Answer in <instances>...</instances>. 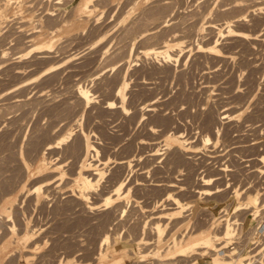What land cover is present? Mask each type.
<instances>
[{"label":"rangeland","instance_id":"1","mask_svg":"<svg viewBox=\"0 0 264 264\" xmlns=\"http://www.w3.org/2000/svg\"><path fill=\"white\" fill-rule=\"evenodd\" d=\"M0 1V6L10 8V19L6 23H0V264H112L114 259L121 260V264H159L152 253L144 257L134 254V239L140 236L143 230L147 229L145 236H149L148 240L157 242H154V246L150 245L151 248L143 249V252L148 253L156 246L161 250L159 258L164 260L167 258L166 246L173 237L180 238L191 229L183 242L185 244L200 230H213L217 224L214 223L215 220L222 216L227 217L229 214L231 220L236 216L242 221L248 216V226L251 218L249 213L257 211L255 215L260 216L258 220H264V174L258 172L259 168H264L263 163L258 160L264 155V0H236V3L235 0ZM254 4L259 6L254 7ZM84 5H88V12L77 15L76 17L81 19L75 17L74 21L80 24L73 23L72 26L69 22L71 26L67 29L56 33L53 29L52 33H46L47 36L42 35L41 41L39 36L31 37L28 27L27 33L30 36L25 33L26 28L25 32L18 28L25 21H19V18L17 20L12 15L18 7H23L21 12H33L35 17L32 21L37 23V26L39 22L49 24L47 14L53 9H58V13H54L61 15L60 18H68L75 7ZM242 6L244 9H241ZM211 24L215 25L214 30L209 27ZM228 25L232 26L235 33L243 32L252 38L243 39L234 33L225 32ZM176 38L179 43L174 41ZM166 42L172 43L170 53L174 54V57L171 63L164 60L163 56L144 53L146 49L164 45ZM211 44H217L219 55L207 52ZM41 45H46V53L45 49H35ZM79 87L89 88L93 103L86 105L78 99ZM122 88L124 98L120 101L116 94ZM108 100L116 102L112 111L107 107ZM122 102L127 108L125 112L120 107L124 105ZM224 114L227 118L223 119L224 122H220V125L217 123V127L222 128L217 134L216 128L211 127L222 121ZM71 128L73 135L77 136L80 135L78 130L89 129V142L101 150L100 155L94 157L93 152H90L85 157L83 148L72 152L73 143L79 141L76 135L69 138L71 141L68 139L69 143L65 141L66 145L61 142L60 139L63 135L66 136ZM208 132L210 141L205 140ZM179 135L183 140L185 137L184 142L176 141V136ZM32 142L36 143L35 146ZM46 142L58 147L48 151ZM154 142L159 144L158 148L161 149L153 160L151 153L149 154L152 152L149 144ZM166 142L170 145V150L165 149ZM39 143H43V147L39 148ZM81 154L85 155V158ZM86 160L93 161L92 164L97 167L102 166L100 169L104 173L97 188L89 192L90 203L86 202L87 205H97L94 211L84 205V200L82 202V199L77 198L82 190V181L77 179L78 173L89 169ZM120 161H127L131 165L125 166L129 167L128 169L121 168L117 164ZM205 165L206 167H203ZM225 166L233 172H223L222 175L226 177L221 175L222 179H219L221 188L225 187L224 192L210 197L203 195L201 201L196 204L200 196L197 191L203 187L201 178L211 175L215 178L217 170ZM60 174H63V177H60ZM146 174H150V177ZM120 178L124 183L123 191L128 189L129 192L115 198L113 204L106 208V196L115 194V185L120 183ZM218 183L214 181V185ZM170 184H176L178 187H170ZM235 186L245 190L241 202L248 201L259 192V205L252 207V211L250 209L234 213L238 201L231 197V192ZM36 187H42L41 192L37 191ZM124 206L125 213L122 212L125 210ZM223 208L229 209L227 214H224ZM160 213L165 214L167 223L162 221H165L164 218H160L162 230L155 233L153 224L155 225L156 220L152 217ZM222 225L215 230L222 231ZM13 228L15 232L10 231ZM195 229L196 232L193 231ZM106 234L110 235V243L102 245ZM104 246L111 255L108 261L101 260L98 255ZM194 256L202 258L199 255ZM194 256L175 257L170 260L173 263L163 262L185 264L190 258L197 259ZM163 262L160 264H164Z\"/></svg>","mask_w":264,"mask_h":264},{"label":"bare ground","instance_id":"2","mask_svg":"<svg viewBox=\"0 0 264 264\" xmlns=\"http://www.w3.org/2000/svg\"><path fill=\"white\" fill-rule=\"evenodd\" d=\"M4 1V0H3ZM13 1V0H12ZM62 1V0H61ZM0 2H2V1H0ZM6 2V1H5ZM14 2V1H13ZM25 2V1H24ZM211 2V1H210ZM244 2V1H243ZM242 2V3H243ZM254 2H255V0H254ZM253 2V3H254ZM27 3V2H26ZM42 3H43V1H42ZM231 3V2H230ZM233 4H234V2H232ZM235 3H236V0H235ZM258 3V2H257ZM261 3V2H260ZM7 4H8V2H7ZM7 4H6V6H7ZM9 4H11V3H9ZM13 4V3H12ZM63 4V3H62ZM263 4V3H262ZM1 5H3V4H1ZM57 5V4H56ZM248 5V4H247ZM258 4H254V7L255 6H257ZM12 5H10V7H11ZM15 6V5H14ZM18 6V5H17ZM23 6V5H22ZM34 6H36V4L34 5ZM40 6V5H39ZM164 6H165V4H164ZM239 6V5H238ZM259 6V5H258ZM262 5H260V7H261ZM8 7V6H7ZM7 7H5V5H4V7L3 6H0V23H6V21L8 20V19H10L9 17V10L8 9H10L9 7L7 8ZM21 7V6H20ZM26 7V6H25ZM168 7V6H167ZM225 7V6H224ZM237 7V6H236ZM247 7V6H246ZM22 9H23V7H21ZM21 8H19L18 7V9H17V7H16V9H17V11L16 12H13V16H14V18H16L17 20H18V18H19V21H20V19H22L23 21H25V22H23V25L21 24V26H19L18 28H20L22 31H24L25 30V28L26 27H28V29H29V31L31 32V33H29V34H31V37L33 38V37H37V36H39V38L42 36V35H46V33L48 34V32H51L52 33V30L54 29V33H56V31L57 32H60L59 30H64V29H67V27L68 26H71V24H72V26H74L73 25V23L74 24H77V23H79V22H77V20H76V22L77 23H75L74 21H75V19L76 18H78V17H76L77 15H79V14H81V13H86V12H88V11H86L87 9H88V5H84V7H75L74 8V10H70L72 13L70 14V16L68 17V18H60L61 17V15H59L58 16V14L56 15L55 13H54V11H56V10H58L57 8L56 9H53L51 12H49L47 15H48V17L46 18V19H48L47 21H49V22H47V23H49V24H46V26H45V24H44V22L43 21H41V22H43V24H41L40 22H39V24L37 25V26H35V24H37V23H34L33 21H32V19L35 17V15H33V12H28V13H26V12H21L22 10H21ZM243 8V6L241 7V9ZM250 8V6L248 7V9ZM12 9V8H11ZM30 9V8H29ZM33 9V8H32ZM238 9V8H237ZM236 9V10H237ZM244 9V8H243ZM246 9V8H245ZM47 10V9H46ZM247 10V9H246ZM23 11H25V10H23ZM26 11H29V10H26ZM238 11V10H237ZM256 11V10H255ZM38 12V11H37ZM57 12V11H56ZM218 12V11H217ZM26 13V14H25ZM58 13V12H57ZM62 13V12H61ZM239 13V12H238ZM242 13V12H241ZM246 13V12H245ZM252 13H253V11H252ZM35 14V13H34ZM230 14V13H229ZM11 15V16H12ZM69 15V14H68ZM206 15V14H205ZM250 15H251V13H250ZM37 16V15H36ZM239 16V15H238ZM243 16V15H242ZM249 16V15H248ZM67 17V16H66ZM76 17V18H75ZM81 17V16H80ZM86 17V16H85ZM235 17H237V16H235ZM240 17V16H239ZM25 18H27V20H25ZM37 18V17H36ZM83 18V17H82ZM220 18V17H219ZM228 18H229V16H228ZM232 18H233V16H232ZM263 18V17H262ZM78 19H81V18H78ZM240 19H241V17H240ZM264 19V18H263ZM217 20V19H216ZM227 20V19H226ZM231 20V19H230ZM239 20V19H238ZM10 21L11 20H9V23H10ZM12 21H14V20H12ZM18 21V22H19ZM69 22L71 23V24H69ZM87 22V21H86ZM160 22V21H159ZM240 22V21H239ZM8 23V22H7ZM8 23V24H9ZM25 23V24H24ZM138 23H139V21H138ZM166 23V22H165ZM237 23V22H236ZM34 24V25H33ZM50 24H53V26H51ZM69 24V25H68ZM80 24V23H79ZM155 24V23H154ZM230 24V23H229ZM233 24V23H232ZM239 24V23H238ZM19 25H20V23H19ZM83 25V24H82ZM87 25V24H86ZM136 25V24H135ZM134 25V26H135ZM138 25V24H137ZM147 25V24H146ZM161 25V24H160ZM219 25V24H218ZM11 26V25H10ZM80 26V25H79ZM224 26H226V25H224ZM14 27V26H13ZM77 26H75V28H76ZM145 27V26H144ZM157 27V26H156ZM209 27L211 28V30H214V28H215V25H209ZM217 27V26H216ZM139 28V27H138ZM142 28V27H141ZM154 28V27H153ZM235 28H236V26H235ZM257 28V27H256ZM69 29V28H68ZM83 29V28H82ZM131 29V28H130ZM129 29V30H130ZM134 29H135V27H134ZM209 29V28H208ZM255 29V28H254ZM10 30H11V27H10ZM20 30V31H21ZM26 30H27V28H26ZM51 30V31H50ZM70 31H71V29H69ZM68 30V31H69ZM74 30V29H73ZM127 30V29H126ZM146 30V29H145ZM217 30V29H216ZM219 30V29H218ZM28 30L25 32V33H27V32H29ZM147 31H149V30H147ZM228 32L229 34H235L236 36H238V37H242L243 39H247V38H252V37H250L248 34H246V33H240V32H238V33H235V31L232 29V26L231 25H228L227 26V30H225V32ZM9 32V31H8ZM14 32V31H13ZM17 32V31H16ZM136 32V31H135ZM134 32V33H135ZM138 32V31H137ZM146 32V31H145ZM181 32V31H180ZM224 32V31H223ZM257 32V31H256ZM53 33V34H54ZM151 33V32H150ZM149 33V34H150ZM153 33V32H152ZM177 33V32H176ZM17 34V33H16ZM28 33H27V36L29 35ZM181 34V33H180ZM49 35H51V34H49ZM64 35V34H63ZM258 35V34H257ZM30 36V35H29ZM47 36V35H46ZM227 36V35H226ZM252 36H254V35H252ZM12 37V36H11ZM172 37V36H171ZM178 37V36H177ZM233 37V36H232ZM38 38V37H37ZM53 37H52V35H51V39H52ZM179 38V37H178ZM182 38H184V37H182ZM241 38V39H242ZM6 39V38H5ZM28 39V38H27ZM43 39H44V36H43ZM180 39V38H179ZM179 39H174V41L177 43H179ZM239 39V38H238ZM253 39H256L255 37H253ZM29 40V39H28ZM32 40V39H31ZM38 40V39H37ZM40 41L42 40L41 38L39 39ZM3 41V40H2ZM21 41V40H20ZM35 41V40H34ZM173 41V40H172ZM248 41V40H247ZM5 42V41H4ZM32 42V41H31ZM37 42V41H36ZM46 42H47V40H46ZM59 42V41H58ZM57 42V43H58ZM162 42V41H161ZM165 42V41H164ZM1 43V42H0ZM30 43V42H29ZM38 43H40V42H38ZM35 43H33V45H34ZM47 44V43H46ZM172 44V43H171ZM169 42H166L164 45L163 44H160L159 46H156V47H151V48H149V49H146L145 51H144V53L145 54H154V55H156V56H163V58H164V60H166L167 62H169V63H171V60H173V57H174V54L172 55L171 53H170V48L172 47V45H171ZM2 45H5V44H2ZM33 45H32V47H33ZM156 45V44H155ZM212 46H208L209 47V49L207 50V52L208 53H212V54H214V55H219L218 54V48H217V44H211ZM29 47V46H28ZM44 47H46V45H41V46H37V48L35 47V49H39L38 51H43L44 49H45V53H46V49L47 48H44ZM49 47L51 48V46L49 45ZM205 47V46H204ZM208 47H206V48H208ZM80 52V51H79ZM208 53H206V54H208ZM40 55H41V53H40ZM43 55H45V54H43ZM42 55V56H43ZM74 55V54H73ZM175 55H177V54H175ZM47 56V55H46ZM45 56V57H46ZM44 57V56H43ZM51 57V56H50ZM71 57H73V56H71ZM148 57V56H147ZM37 58V57H36ZM41 58V57H40ZM161 58V57H160ZM162 58V59H163ZM182 58V57H181ZM42 59V58H41ZM134 59V58H133ZM185 60V59H184ZM177 62V61H176ZM161 63V62H160ZM174 64V63H173ZM169 65V64H168ZM171 66V65H170ZM179 67V66H178ZM155 68V67H154ZM134 72V71H133ZM167 72V71H166ZM171 72V71H170ZM134 73H136V72H134ZM125 81V80H124ZM123 83H125V82H123ZM26 84H28V83H26ZM177 85V84H176ZM24 86V85H23ZM120 88V87H119ZM89 89V88H88ZM88 89H86L85 87L83 88V87H79V88H77V95H78V99H81L83 102H85L86 103V105L87 104H90L91 102H92V94H91V92L88 90ZM208 89V88H207ZM117 93V92H116ZM182 93V92H181ZM115 95V94H114ZM116 96H117V98H118V100H123V98H124V92H123V88L122 89H120L119 90V92L116 94ZM182 98V97H181ZM245 98V97H244ZM191 99V98H190ZM117 100V101H118ZM173 100V99H172ZM180 100V99H179ZM206 100V99H205ZM109 101V100H108ZM152 101V100H151ZM175 100H173V102H174ZM191 101V100H190ZM194 101V100H193ZM232 101V100H231ZM83 102H81V103H83ZM172 102V101H171ZM244 102V101H243ZM84 103V104H85ZM93 103V102H92ZM115 103L116 102H114V101H109L108 102V104H107V107H108V109H109V111H110V109H111V111H112V109L115 107ZM121 103V102H120ZM155 103V102H154ZM185 103V102H184ZM204 103V102H203ZM216 103V102H215ZM119 104V103H118ZM118 104H117V107H118ZM122 104H124L123 102H122ZM156 104H158V103H156ZM162 104V103H161ZM224 104V103H223ZM247 104V103H246ZM119 105H121V104H119ZM150 105V104H149ZM167 105V104H166ZM204 105V104H203ZM159 106H161V105H159ZM175 106V105H174ZM121 107V110L122 111H124L125 112V110L127 109L126 107H125V104L124 105H121L120 106ZM153 107V106H152ZM173 107V106H172ZM195 107H196V105H195ZM199 107V106H198ZM84 108V107H83ZM176 108V107H175ZM200 108V107H199ZM210 108V107H209ZM208 108V109H209ZM107 109V110H108ZM128 109H129V107H128ZM152 109H154V108H152ZM158 109V108H157ZM102 110V109H101ZM105 110V109H104ZM120 110V111H121ZM144 110V109H143ZM149 110V109H148ZM115 111V110H114ZM141 111V110H140ZM180 111V110H179ZM183 111V110H182ZM181 111V112H182ZM200 111V110H199ZM208 111H210V110H208ZM221 111V110H220ZM240 111V110H239ZM81 112V111H80ZM145 112V111H144ZM147 112H149V111H147ZM151 112H153V111H151ZM218 112V111H217ZM252 112H253V110H252ZM123 113V112H122ZM189 113V112H188ZM206 113V112H205ZM111 114V113H110ZM141 114V113H140ZM149 114V113H148ZM151 114V113H150ZM162 114V113H161ZM174 114V113H173ZM181 114V113H180ZM179 114V115H180ZM203 114V113H202ZM121 115V114H120ZM194 115V114H193ZM205 115H207V114H205ZM221 115V114H220ZM225 115V114H224ZM231 115V114H230ZM257 115V114H256ZM80 116V115H79ZM130 116H132V115H130ZM129 116V117H130ZM190 116V115H189ZM209 116V115H208ZM217 116V115H216ZM252 116V115H251ZM136 117V116H135ZM143 117V116H142ZM149 117V116H148ZM155 117V116H154ZM168 117V116H167ZM180 117V116H179ZM186 117V116H185ZM199 117V116H198ZM205 117V116H204ZM221 117V116H220ZM220 117H219V119H220ZM229 117V116H228ZM76 118V117H75ZM132 118V117H131ZM139 118V117H138ZM164 118V117H163ZM169 118V117H168ZM171 118V117H170ZM225 118H227V115H225V116H223L222 118H221V120L222 121H218L217 119H215V120H217L218 122H216V124H214V125H216L215 127H211L212 129L213 128H216V133L217 134H219L220 133V131H221V129H220V126H218L217 127V123H218V125H220V122L221 123H223L224 121H223V119H225ZM255 118V117H254ZM149 119V118H148ZM162 119V118H161ZM165 119V118H164ZM177 119H178V117H177ZM181 119V118H180ZM201 119V118H200ZM202 119H203V117H202ZM206 119V118H205ZM205 119H204V121H205ZM249 119V118H248ZM253 119V118H252ZM75 120V119H74ZM77 120V119H76ZM170 120V119H169ZM213 120H214V118H213ZM212 120V121H213ZM232 120V119H231ZM52 121V120H51ZM51 121H50V123H51ZM116 121V120H115ZM209 121H211L210 119H209ZM255 121V120H254ZM74 122V121H73ZM77 123H78V121H76ZM137 122V121H136ZM161 122V120L158 122V123H160ZM193 122H195V120L193 121ZM192 122V123H193ZM199 122V121H198ZM206 122H208L207 121V119H206ZM205 122V123H206ZM246 122H247V120H246ZM130 123V122H129ZM166 123V122H165ZM200 123H202V122H200ZM211 123V122H210ZM209 123V124H210ZM237 123V122H236ZM244 123V122H243ZM70 124V123H69ZM164 124V123H163ZM184 124V123H183ZM209 124H207V125H209ZM212 124V123H211ZM248 124V123H247ZM51 125V124H50ZM49 125V126H50ZM71 125H72V123H71ZM168 125V124H167ZM206 125V124H205ZM243 125V124H242ZM52 126H54V125H52ZM80 126H81V124H80ZM162 126H164V125H162ZM172 126V125H171ZM175 126V125H174ZM186 126V125H185ZM210 126V125H209ZM222 126V125H221ZM226 126V125H225ZM240 126V125H239ZM254 126V125H253ZM188 127V126H187ZM202 127V126H201ZM206 127V126H205ZM238 127V126H237ZM70 128V127H69ZM83 128V127H82ZM150 128V127H149ZM154 128H155V126H154ZM168 128V127H167ZM166 128V129H167ZM235 128V127H234ZM73 128H71L70 129V131L69 132H67V135L66 136H64L63 135V132H62V135H63V138L62 139H60V141L61 142H65V141H68V139L71 137V136H75L76 134H74L73 135V130H72ZM84 129V128H83ZM166 129L164 130V132L166 131ZM170 129V128H169ZM173 129V128H172ZM179 129V128H178ZM183 129V128H182ZM195 129V128H194ZM197 129V128H196ZM202 129V128H201ZM200 128H199V130H201ZM205 129V128H204ZM210 129V128H209ZM209 129H207V130H209ZM212 129H210V130H212ZM224 129H226V128H224ZM229 129V128H228ZM239 129V128H238ZM237 129V130H238ZM250 129V128H249ZM68 130V129H67ZM82 130V129H81ZM79 131L78 130V134H80V135H76L75 137H78V142L77 141H75V143H73V146H72V148H71V150H72V152H74L75 153V151H77V149H82L83 148V150H85V152H86V156L85 157H87L88 156V154L90 153V152H93V156L94 157H97V156H99L100 155V151L101 150H99V148L95 145V144H93V143H91V142H89V135L87 134V132H88V130L86 131V130H82V131ZM150 130V129H149ZM161 130V129H160ZM163 130V129H162ZM168 130V129H167ZM235 130V129H234ZM259 130V129H258ZM63 131V130H62ZM66 131V130H65ZM170 131V130H169ZM168 131V132H169ZM172 131V130H171ZM202 131V130H201ZM214 131V130H213ZM223 131V130H222ZM248 131V130H247ZM42 132V131H41ZM75 132V131H74ZM81 132V133H80ZM149 132V131H148ZM160 132V131H159ZM183 132V131H182ZM199 132V131H198ZM202 132H206V131H202ZM239 132V131H238ZM245 132V131H244ZM93 133V132H92ZM104 133V132H103ZM129 133V132H128ZM175 133V132H174ZM254 133V132H253ZM105 134V133H104ZM155 134V133H154ZM173 134V133H172ZM176 134V133H175ZM233 134V133H232ZM237 134V133H236ZM243 134V133H242ZM91 135V134H90ZM149 135V134H148ZM163 135V134H162ZM161 135V136H162ZM169 135V134H168ZM182 135V134H181ZM181 135H179V136H176V141H179V142H184V140H185V137H184V140L181 138ZM192 135V134H191ZM194 135V134H193ZM253 135V134H252ZM57 136V135H56ZM101 136V135H100ZM153 136V135H152ZM171 136V135H170ZM173 136V135H172ZM188 136V135H187ZM195 136V135H194ZM204 136V135H203ZM211 136V135H210ZM246 136V135H245ZM62 137V136H61ZM104 137V136H103ZM102 137V138H103ZM107 137V136H106ZM155 137H156V135H155ZM154 137V138H155ZM163 137V136H162ZM183 137V136H182ZM199 137V136H198ZM213 137V136H212ZM59 138V137H58ZM72 138V137H71ZM194 138V137H193ZM239 138V137H238ZM33 139V138H32ZM104 139V138H103ZM153 138H151V140H152ZM189 139V138H188ZM200 139V138H199ZM203 139V138H202ZM205 139V138H204ZM214 139V138H213ZM70 140V139H69ZM75 140V139H74ZM77 140V139H76ZM126 140V139H125ZM187 140V139H186ZM194 140V139H193ZM206 141H210L211 139H210V137H209V132H208V134H206V139H205ZM36 141H37V139H36ZM39 141V140H38ZM37 141V142H38ZM71 141V140H70ZM70 141H68V143L70 142ZM129 141V140H128ZM132 141V140H131ZM137 141V140H136ZM238 141V140H237ZM50 142V141H49ZM47 143L46 142V144L45 145H48V147L46 148V149H48V151L49 150H51V149H53L54 147H58V145L57 146H54V144L52 145V144H50V143ZM52 142V141H51ZM54 142V141H53ZM61 142H58V143H61ZM74 142V141H73ZM77 142V143H76ZM150 142V141H149ZM162 142V141H161ZM233 142V141H232ZM243 142V141H242ZM33 143V142H32ZM45 143V142H44ZM57 143V142H56ZM55 143V144H56ZM66 143L67 142H65V145H66ZM187 143V142H186ZM185 143V144H186ZM189 143V142H188ZM199 143V142H198ZM204 143V142H203ZM214 143V142H213ZM35 142L33 143V145L35 146ZM38 144V143H37ZM39 144H41V143H39ZM43 144V143H42ZM42 144L39 146V148L42 146ZM146 144V143H145ZM190 144V143H189ZM206 144V143H205ZM208 144V143H207ZM225 144V143H224ZM236 144V143H235ZM61 145V144H60ZM63 145V144H62ZM68 145V144H67ZM70 145V144H69ZM127 145V144H126ZM133 145V144H132ZM140 145V144H139ZM143 145V144H142ZM141 145V146H142ZM187 145V144H186ZM194 145V144H193ZM30 146V145H29ZM160 145L159 144H157V143H151V144H149V147H151V149H150V151H152V152H149V154H150V157L151 158H153V160H154V158H156L157 156H158V151L161 149H159L158 147H159ZM161 146H162V144H161ZM165 149L166 150H170V145L166 142L165 143ZM184 146V145H183ZM207 146V145H206ZM255 146V145H254ZM43 147V146H42ZM67 147H70V146H67ZM147 147V146H146ZM163 147V146H162ZM191 147V146H190ZM192 147H195V146H192ZM200 147V146H199ZM203 147V146H202ZM201 147V148H202ZM213 147V146H212ZM251 147V146H250ZM29 148V147H28ZM32 148V147H31ZM85 148V149H84ZM143 148V147H142ZM244 148V147H243ZM249 148V147H248ZM33 149V148H32ZM44 149V148H43ZM55 149H58V148H55ZM54 149V150H55ZM62 149V148H61ZM64 149H65V147H64ZM64 149H63V151H64ZM68 149V148H67ZM145 149V148H144ZM149 149V148H148ZM164 149V150H165ZM172 149V148H171ZM250 149V148H249ZM70 149H68V151H71ZM132 150V149H131ZM177 150V149H176ZM175 150V151H176ZM236 150V149H235ZM241 150V149H240ZM248 150V149H247ZM29 151V150H28ZM32 151V150H31ZM37 151V150H36ZM51 151H53V150H51ZM50 151V152H51ZM56 151V150H55ZM62 151V150H61ZM142 151H143V149H142ZM163 151V150H162ZM181 152H182V150H180ZM223 151V150H222ZM232 151V150H231ZM24 152H26V151H24ZM79 152V151H78ZM77 152V153H78ZM82 152V151H81ZM105 152V151H104ZM140 152V151H139ZM161 152V151H160ZM167 152V151H166ZM174 152V151H173ZM172 152V153H173ZM178 151H176V153H177ZM181 152H179V154L181 153ZM217 152V151H216ZM235 152V151H234ZM252 152V151H251ZM19 153V152H18ZM63 153V152H62ZM66 153V152H65ZM64 153V154H65ZM68 153V152H67ZM144 153V152H143ZM165 153V152H164ZM170 153V152H169ZM183 153V152H182ZM218 153V152H217ZM40 154V153H39ZM57 154V153H56ZM72 155H73V153H71ZM83 154V153H82ZM81 154V155H82ZM92 154V153H91ZM126 154V153H125ZM146 154V153H145ZM166 154V153H165ZM174 154V153H173ZM189 154H190V152H189ZM192 154V156H193V153H191ZM212 154H214L213 152H212ZM11 155V154H10ZM65 155H69V154H65ZM71 155V156H72ZM75 155V154H74ZM79 155V154H78ZM159 155H161L160 153H159ZM167 155V154H166ZM169 155V154H168ZM183 155V154H182ZM184 155H188L187 153L185 154L184 153ZM194 155H196L195 153H194ZM248 155V154H247ZM18 156H19V154H18ZM24 156H26V155H24ZM77 155H75V157H76ZM83 155H82V157H84ZM172 156V155H171ZM170 156V157H171ZM176 156V155H175ZM191 156V157H192ZM240 156V155H239ZM19 157H21V156H19ZM66 157V156H65ZM75 157H73V160H74V158ZM84 157V158H85ZM115 157V156H114ZM114 157H113V159H114ZM122 157V156H121ZM126 157V156H125ZM148 157V156H147ZM180 157V156H179ZM186 156H184V158H185ZM189 157V156H188ZM202 157V156H201ZM227 157V156H226ZM11 158V157H10ZM69 158V157H68ZM79 158H81V157H79ZM100 158V157H99ZM104 158V157H103ZM138 158V157H137ZM149 158V157H148ZM150 158V159H151ZM165 158H167V157H165ZM169 158V157H168ZM194 158V157H193ZM203 158V157H202ZM219 159H220V157H218ZM222 158V157H221ZM12 159V158H11ZM21 159V158H20ZM19 159V160H20ZM123 159V158H122ZM121 159V160H122ZM128 159H129V156H128ZM171 159V158H170ZM187 159V158H186ZM190 159V158H189ZM201 159V158H200ZM204 159V158H203ZM241 159V158H240ZM9 160V159H8ZM29 160H31V159H29ZM61 160V159H60ZM82 160H83V158H82ZM89 160H91V159H89ZM108 160V159H107ZM125 160V159H124ZM145 160V159H144ZM149 160V159H148ZM156 160V159H155ZM163 160V159H162ZM172 161H173V159H171ZM170 160V161H171ZM179 160V159H178ZM184 160V159H183ZM206 160V159H205ZM211 160V159H210ZM212 160H214V159H212ZM225 160V159H224ZM253 160V159H252ZM261 163H263V166H264V155H261L260 157H259V159H258ZM84 161H85V159H84ZM87 161V160H86ZM101 161V160H100ZM118 161V160H117ZM152 161V160H151ZM157 161H158V158H157ZM170 161H169V163H170ZM175 161V160H174ZM187 161V160H186ZM219 161V160H218ZM221 161V160H220ZM237 161V160H236ZM242 161V160H241ZM2 162V161H1ZM4 162V161H3ZM2 162V163H3ZM6 162H7V159H6ZM32 162V161H31ZM34 162V161H33ZM81 162V161H80ZM93 162V161H92ZM92 162L91 161H87L86 162V165H87V167L89 168V169H87V170H85V171H83V172H79L78 173V177H77V179H79V180H81L82 182V190H78L80 193V195H78V197L77 198H80V199H82V200H80V201H82L83 202V200L85 201V203H84V205L86 204V202H89L90 203V201H89V199H90V191L91 190H93L94 188H97L96 186H97V184H98V182H99V180H100V178H102L103 176H104V173H103V171L100 169V167H102V166H96V164H92ZM147 162V161H146ZM179 162V161H178ZM184 162V161H183ZM200 162H201V160H200ZM203 162V161H202ZM206 162V161H205ZM224 162V161H223ZM245 162V161H244ZM23 163L24 164H26V162L23 160ZM35 163V162H34ZM94 163V162H93ZM99 163V162H98ZM149 163V162H148ZM151 163V162H150ZM160 163V162H159ZM194 163V162H193ZM193 163H192V165H193ZM117 164H119V166L122 168V167H125L127 164L129 165L130 163L129 162H127V161H120V162H118ZM168 164V163H167ZM179 164V163H178ZM198 164H200V163H198ZM210 164V163H209ZM211 164H213V163H211ZM222 164V163H221ZM101 165V164H100ZM109 165H111V164H109ZM108 165V166H109ZM131 165V164H130ZM144 165V164H143ZM186 165H188V164H186ZM191 165V166H192ZM201 165V164H200ZM213 165H215V164H213ZM61 166V165H60ZM116 166V165H115ZM136 166H138V165H136ZM150 166H151V164H150ZM167 166V165H166ZM170 166V165H169ZM171 166H173V165H171ZM180 167H181V165H179ZM184 165H182V167H183ZM209 166V165H208ZM207 166V167H208ZM218 166V165H217ZM22 167H24V166H22ZM81 167V166H80ZM110 167V166H109ZM133 167V166H132ZM148 167V166H147ZM160 167V166H159ZM177 167V166H176ZM187 167V166H186ZM190 167V166H189ZM203 167H206V165L205 166H203ZM214 167V166H213ZM251 167V166H250ZM77 168H79V167H77ZM118 168V167H117ZM120 168V169H121ZM128 169L129 167H125L124 169ZM165 168H167V167H165ZM171 168H173V167H171ZM178 168V167H177ZM210 168V167H209ZM208 168V169H209ZM217 168V167H216ZM245 168V167H244ZM24 169V168H23ZM142 169V168H141ZM163 169H164V167H163ZM176 169V168H175ZM179 169H181V168H179ZM178 169V170H179ZM192 169H196V168H192ZM207 169V170H208ZM215 169V168H214ZM251 169V168H250ZM24 170H26V168L24 169ZM92 170H94V171H92ZM112 170V169H111ZM119 170V169H118ZM143 170V169H142ZM147 170V169H146ZM157 170V169H156ZM168 170V169H167ZM186 170V169H185ZM202 170V169H201ZM210 170H212V169H210ZM216 170V169H215ZM246 170H247V168H246ZM105 171V170H104ZM140 171V170H139ZM139 171H137V172H139ZM160 171V170H159ZM159 171H157V172H159ZM163 171V170H162ZM192 171V170H191ZM218 172H217V174H216V176L217 177H215L214 178V176H210V177H208V178H201V183H202V186L203 187H200V189H198V193L200 194V196H199V198L196 200V204L198 203V202H200L201 201V199H202V196L203 195H205V196H207V197H210V196H213L214 194H216V193H220V192H224V188H221V185H219L220 184V181H219V179H222L221 177L222 176H225V175H222L223 174V172H228V171H232V169L230 170V168L229 167H227V166H225V167H222V168H220V169H218L217 170ZM113 172V171H112ZM161 172V171H160ZM165 172V171H164ZM167 172V171H166ZM233 172V171H232ZM254 172V171H253ZM258 172L259 173H262V174H264V168H259L258 169ZM63 173V172H62ZM124 173V172H123ZM145 173V172H144ZM169 173V172H168ZM205 173V172H204ZM210 173V172H209ZM252 173V172H251ZM113 174V173H112ZM111 174V175H112ZM129 174V173H128ZM152 174V173H151ZM175 174V173H174ZM188 174V173H187ZM237 174V173H236ZM240 174V173H239ZM249 174V173H248ZM73 175L75 176V174L73 173ZM115 175V174H114ZM131 175V174H130ZM133 175V174H132ZM142 175V174H141ZM144 175V174H143ZM146 175H148V174H146ZM145 175V176H146ZM150 175V174H149ZM148 175V176H149ZM165 175V174H164ZM168 175V174H167ZM183 175V174H182ZM189 175V174H188ZM222 175V176H221ZM228 175V174H227ZM98 176V177H97ZM147 176V177H148ZM152 176V175H151ZM175 176V175H174ZM184 176V175H183ZM190 176V175H189ZM200 176V175H199ZM60 177H63V174H60ZM114 177V176H113ZM122 177V176H121ZM142 177H144V176H142ZM146 177V178H147ZM150 177V176H149ZM148 177V178H149ZM156 177V176H155ZM160 177V176H159ZM194 177V176H193ZM226 177V176H225ZM229 177V176H228ZM237 177V176H236ZM115 178V177H114ZM116 178H118V177H116ZM124 178V177H123ZM139 178V177H138ZM145 178V179H146ZM153 178V177H152ZM51 179V178H50ZM61 179V178H60ZM119 179V178H118ZM122 178H120V180H118V182H120V183H118V185L116 184L115 186H116V188H115V194H113V196H115V197H113V196H111V195H108V196H106V200H105V206H106V208H108V207H110L112 204H113V201H114V199L116 198H119L121 195H126L128 192H129V190L127 189L126 191H123V185H124V183L123 182H121L122 180H121ZM127 179V178H126ZM144 179V178H143ZM157 179V178H156ZM173 179H175V178H173ZM185 179H187V178H185ZM228 179V178H227ZM8 180V179H7ZM116 180V179H115ZM142 180V179H141ZM169 180H171V179H169ZM190 180V179H189ZM193 180V179H192ZM218 181L219 183L218 184H215L214 185V181ZM11 181V180H10ZM41 181V180H40ZM42 181H44V180H42ZM75 181V180H74ZM124 181V180H123ZM162 181V180H161ZM164 181V180H163ZM70 182V181H69ZM116 182V181H115ZM114 182V183H115ZM125 182V181H124ZM151 182V181H150ZM72 183H73V181H72ZM154 183H155V181H154ZM158 183H159V181H158ZM200 183V182H199ZM200 183V184H201ZM224 183V182H223ZM229 183V182H228ZM227 183V184H228ZM17 184V183H16ZM136 184V183H135ZM150 184V183H149ZM180 184V183H179ZM222 184V183H221ZM226 184V185H227ZM39 185V184H38ZM37 185V186H38ZM51 185V184H50ZM127 185V184H126ZM151 185V184H150ZM214 185V186H213ZM238 185V184H237ZM42 186V185H41ZM54 186V185H53ZM68 186V185H67ZM78 186V185H77ZM142 186V185H141ZM163 186V185H162ZM167 186V185H166ZM170 187H178L176 184H170L169 185ZM196 186V185H195ZM211 186H213V187H211ZM229 186H230V183H229V185L227 186L228 188H229ZM34 187H35V185H34ZM51 187V186H50ZM111 187H113V186H111ZM137 187V186H136ZM187 187V186H186ZM236 187V186H235ZM238 187V186H237ZM234 188L233 189V191L231 192V194H232V198H234V199H236L237 201H238V204H236V207H234V213H237V212H239V211H243V210H250L252 207H254V206H256L257 207V205H259V201H260V195H259V192H257V193H255L253 196H252V198L251 199H249L248 201H242L241 202V199H242V194L245 192V190H242L241 188ZM37 188V187H36ZM113 188V189H114ZM127 188V187H126ZM129 188V187H128ZM142 188V187H141ZM164 188V187H163ZM227 188V189H228ZM231 188H232V186H231ZM230 188V189H231ZM5 189V188H4ZM41 189H42V187H38L37 188V191H39V192H41ZM112 189V188H111ZM138 189V188H137ZM174 189V188H173ZM172 189V190H173ZM178 189V188H177ZM181 189V188H180ZM197 189V188H196ZM46 191H47V189H45ZM49 190V189H48ZM132 190V189H131ZM53 192H54V190H52ZM94 191V190H93ZM111 191V190H110ZM142 191V190H141ZM27 192V191H26ZM43 192V191H42ZM45 192V191H44ZM50 192V191H49ZM191 192V191H190ZM193 192V191H192ZM194 192H196V191H194ZM229 192V191H228ZM67 193H71V192H67ZM112 193V192H111ZM66 194V193H65ZM72 194V193H71ZM78 194V193H77ZM190 194V193H189ZM229 194V193H228ZM227 194V195H228ZM2 195V194H1ZM93 195V194H92ZM217 195V194H216ZM216 195H214V196H216ZM220 195V194H219ZM221 195H222V193H221ZM50 196V195H49ZM177 196V195H176ZM193 196V195H192ZM36 197V196H35ZM178 197V196H177ZM197 197V196H196ZM105 198V197H104ZM163 198V197H162ZM2 199V198H1ZM46 199H48V198H46ZM71 199V198H70ZM70 199H69V201H70ZM76 199V198H75ZM179 199V198H178ZM177 199V200H178ZM181 199V198H180ZM179 199V200H180ZM190 199V198H189ZM204 200H205V198H203ZM207 199V198H206ZM78 200V199H77ZM209 200V199H208ZM76 201V200H75ZM124 201V200H123ZM170 201V200H169ZM180 201H182V200H180ZM184 201V200H183ZM172 202V201H171ZM194 202V201H193ZM175 203V202H174ZM184 203V202H183ZM93 204V203H92ZM117 204H119V203H117ZM165 204V203H164ZM171 204V203H170ZM172 204H173V202H172ZM156 205V204H155ZM169 205V204H168ZM174 206H175V204H173ZM183 205H187V204H183ZM215 205V204H214ZM229 205V204H228ZM227 205V206H228ZM86 206H87V208H89L90 209V211L91 210H93V209H96L97 208V205H87L86 204ZM85 206V207H86ZM103 206V205H102ZM128 206V205H127ZM163 206V205H162ZM167 206V205H166ZM216 206V205H215ZM226 206V207H227ZM125 207V206H124ZM124 207H123V209H124ZM148 207V206H147ZM172 207V206H171ZM190 208L192 207V206H189ZM208 207V206H207ZM225 207V206H224ZM173 208V207H172ZM172 208H170V209H172ZM189 208V209H190ZM203 208H205V207H203ZM111 209V208H110ZM115 209H116V207H115ZM161 209V208H160ZM167 209H168V207H167ZM253 209V208H252ZM252 209H251V211H252ZM64 210V209H63ZM113 210V209H112ZM188 210V209H187ZM204 210V209H203ZM222 210H224V208L222 209ZM86 211V210H85ZM89 211V212H90ZM94 211V210H93ZM141 211V210H140ZM169 211H171V210H169ZM228 211H229V209L227 210V209H225L224 210V214H227L228 213ZM118 212V211H117ZM123 213H125L126 212V207H125V210H123L122 211ZM156 212H158V211H156ZM164 212H165V210H164ZM166 212H167V210H166ZM187 212V211H186ZM223 212V211H222ZM257 211H252V213H249V215H252V217L253 218H257L259 215H255V213H256ZM155 213V212H154ZM159 213V212H158ZM208 213V212H207ZM210 214H211V212H209ZM208 213V214H209ZM242 213V212H241ZM147 214H148V212H147ZM181 214H183V213H181ZM187 214V213H186ZM233 214V213H232ZM126 215V214H125ZM188 215H190V214H188ZM212 215H213V212H212ZM212 215H211V219L214 217V215H213V217H212ZM223 215V214H222ZM229 214H227V217H225V216H222L221 218H217L216 220H215V228H213V230L212 229H203V230H200L199 232H197L195 235H193L192 236V238L189 240V242H187V243H183L184 242V240L186 239V236L187 235H189L190 233L189 232H191L190 230H189V232L188 231H186L185 232V235L184 236H182V237H173L172 238V240H171V242L168 244V246H166V252H167V258L166 259H160L159 258V256H160V253H161V250H159V249H157L156 248V246L150 251V252H148V253H144L143 251V249H146V247H147V249H149L148 247H150V245L152 246V244H153V246H154V244L155 243H157L156 242V240H154V241H150V240H148L147 239V237H149V236H145V233H146V231H147V229H146V231L145 230H143L142 231V229H141V234H140V236H138L137 237V235H136V239H134V254H137V255H139L140 257H144V256H146V255H148L149 253H152L153 254V256H154V259H157L158 261L157 262H159V264L160 263H162L163 261H170V260H172V259H175V257H183V258H186V257H188V256H190V257H192V256H194V255H199V256H202V257H205V256H208V255H210L211 256V258L213 259V262L214 263H216V264H220L221 262H224L225 260L224 259H222V250L223 249H225V248H227L228 247V244H229V241H232L234 238H235V236H236V229H235V227H234V225L235 224H237V222L239 221V219L238 220H231V218H229L230 216H228ZM237 215V214H236ZM220 216V215H219ZM218 216V217H219ZM256 216V217H255ZM119 217V216H118ZM143 217V216H142ZM167 218L166 216H165V214L164 213H160V214H158V215H156V216H153L152 218H155V220H156V222H155V225L153 224V226H155V228L154 229H156V231H155V233H160L161 232V230H162V224H160V221H159V219L160 218ZM187 217V216H186ZM200 217V216H199ZM206 217V216H205ZM233 217H234V215H233ZM260 217V216H259ZM5 218V217H4ZM157 218H158V222H157ZM164 218V219H165ZM182 218V217H181ZM180 218V219H181ZM235 218H237L236 216H235ZM111 219V218H110ZM116 219H117V217H116ZM146 219V218H145ZM150 219V218H149ZM187 219V218H186ZM185 219V220H186ZM200 219V218H199ZM203 219V218H202ZM208 219V218H207ZM220 219V220H219ZM234 219V218H233ZM106 220H107V218H106ZM182 220V219H181ZM184 220V221H185ZM209 220V219H208ZM114 221H116V220H114ZM131 221V220H130ZM144 221V220H143ZM153 221V220H152ZM162 221L163 222H166L167 223V221H166V219H165V221L162 219ZM161 221V222H162ZM112 222V221H111ZM116 222H120V221H116ZM136 222V221H135ZM138 222V221H137ZM175 222V221H174ZM198 222V221H197ZM203 222H204V220H203ZM207 222V221H206ZM209 222V221H208ZM248 222V216L246 217V219H245V221H244V225H246V223ZM139 223H140V221H139ZM149 223V222H148ZM171 223H173V222H171ZM181 223V222H180ZM179 223V224H180ZM196 223V222H195ZM211 223V222H210ZM113 224V223H112ZM126 224V223H125ZM143 224V223H142ZM165 223H163V225H164ZM176 224V223H175ZM174 224V225H175ZM221 224H223L222 226H223V229H222V231L220 232L219 230L217 231V230H215L216 228H219L220 227V225ZM117 225V224H116ZM138 225V224H137ZM136 225V226H137ZM125 226V225H124ZM141 226V225H140ZM139 226V227H140ZM165 226V225H164ZM176 226V225H175ZM184 226V225H183ZM183 226H182V228H183ZM14 227V226H13ZM109 227H111V226H109ZM130 227H131V225H130ZM149 227V226H148ZM208 227H210V224H209V226ZM119 228V227H118ZM134 228V227H133ZM146 227H144V229H145ZM152 228V227H151ZM170 228V227H169ZM172 228V227H171ZM201 228H202V226H201ZM200 228V229H201ZM204 228V227H203ZM222 228V227H221ZM113 229V228H112ZM139 229V228H138ZM150 229V228H149ZM185 229V228H184ZM184 229H183V231H184ZM132 230V229H131ZM172 230H174V229H172ZM10 231H14L15 232V229L13 228L12 230H10ZM126 231V230H125ZM151 231V230H150ZM154 231V230H153ZM170 230L168 229V232H169ZM178 231V230H177ZM193 231H197L196 229L195 230H193ZM106 232V231H105ZM172 232V231H171ZM194 232V233H195ZM126 233V232H125ZM130 233V232H129ZM134 233V232H133ZM189 233V234H188ZM193 233V234H194ZM111 234V233H110ZM118 234V233H117ZM128 234V233H127ZM139 234V233H138ZM130 235V234H129ZM154 235V234H153ZM157 235V234H156ZM192 235V234H191ZM190 235V236H191ZM134 236H135V234H134ZM179 236V235H178ZM157 237V236H156ZM166 237V236H165ZM165 237H164V239H165ZM168 237V236H167ZM172 237V236H171ZM189 237V236H188ZM103 238V237H102ZM102 238H101V240H102ZM115 238V237H114ZM126 238V237H125ZM129 238V237H128ZM135 238V237H134ZM151 238V237H150ZM149 238V239H150ZM153 238V237H152ZM131 239V238H130ZM101 242V241H100ZM155 242V243H154ZM109 243H110V235H108V234H106L105 236H104V239H103V241H102V245H109ZM222 244V245H221ZM221 245V246H220ZM162 246V245H161ZM105 247V246H104ZM151 248V247H150ZM161 249V248H160ZM98 251V250H97ZM130 251V250H129ZM130 253V252H129ZM132 253V252H131ZM98 255H99V257L101 258V260H103V261H108V260H110V257H111V255H110V253H109V250H107L106 249V247L102 250H100V252L98 253ZM194 257H196L197 258V256H194ZM100 260V261H101ZM94 262V261H93ZM234 262H235V264H246V262H245V259H244V257H242V255L239 253V255L237 256V258H235L234 259ZM164 263V262H163ZM170 263H173V262H171L170 261ZM112 264H121V260H116V259H114V261L112 262ZM165 264V263H164ZM166 264H167V262H166ZM169 264V263H168ZM174 264H176V263H174ZM263 264H264V262H263Z\"/></svg>","mask_w":264,"mask_h":264},{"label":"built area","instance_id":"3","mask_svg":"<svg viewBox=\"0 0 264 264\" xmlns=\"http://www.w3.org/2000/svg\"><path fill=\"white\" fill-rule=\"evenodd\" d=\"M259 216L253 218L251 215L248 226L239 220L234 225L236 236L229 241L228 247L222 250L220 264H235L234 259L239 253L244 257L246 264H263L264 262V220L259 221ZM235 218L233 220H238ZM185 264H216L210 256L202 258H190ZM219 264V263H218Z\"/></svg>","mask_w":264,"mask_h":264}]
</instances>
